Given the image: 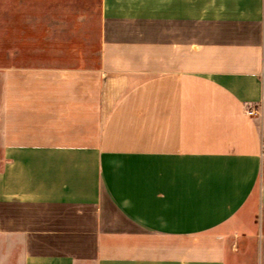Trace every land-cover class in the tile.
I'll use <instances>...</instances> for the list:
<instances>
[{
	"label": "crops",
	"instance_id": "1",
	"mask_svg": "<svg viewBox=\"0 0 264 264\" xmlns=\"http://www.w3.org/2000/svg\"><path fill=\"white\" fill-rule=\"evenodd\" d=\"M51 1L0 26V264H264V0Z\"/></svg>",
	"mask_w": 264,
	"mask_h": 264
},
{
	"label": "rangeland",
	"instance_id": "2",
	"mask_svg": "<svg viewBox=\"0 0 264 264\" xmlns=\"http://www.w3.org/2000/svg\"><path fill=\"white\" fill-rule=\"evenodd\" d=\"M51 0H0V26L8 25L16 31L13 33V41L18 40L19 31L28 25L29 16L34 18V10L37 5L51 8ZM94 22V20H93ZM35 36V33H33ZM17 36V37H16Z\"/></svg>",
	"mask_w": 264,
	"mask_h": 264
},
{
	"label": "built area",
	"instance_id": "3",
	"mask_svg": "<svg viewBox=\"0 0 264 264\" xmlns=\"http://www.w3.org/2000/svg\"><path fill=\"white\" fill-rule=\"evenodd\" d=\"M249 113H253V111L251 110V111H249ZM261 154L264 155V141H262V143H261Z\"/></svg>",
	"mask_w": 264,
	"mask_h": 264
}]
</instances>
